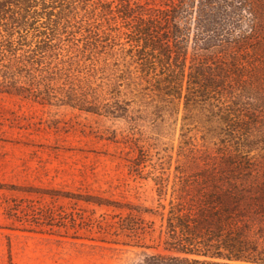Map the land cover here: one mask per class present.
Instances as JSON below:
<instances>
[{
    "label": "trees",
    "instance_id": "1",
    "mask_svg": "<svg viewBox=\"0 0 264 264\" xmlns=\"http://www.w3.org/2000/svg\"><path fill=\"white\" fill-rule=\"evenodd\" d=\"M119 49L160 101L210 111L227 161L254 164L251 153L264 152V0H0V92L122 117L125 71L113 69L109 82L97 76L120 64ZM213 186L197 200L171 199L168 211L162 205L174 254L154 264H264L254 218L264 215V196L248 201ZM131 220L122 228L137 232Z\"/></svg>",
    "mask_w": 264,
    "mask_h": 264
},
{
    "label": "rangeland",
    "instance_id": "2",
    "mask_svg": "<svg viewBox=\"0 0 264 264\" xmlns=\"http://www.w3.org/2000/svg\"><path fill=\"white\" fill-rule=\"evenodd\" d=\"M123 53L97 73L109 82L125 71L122 117L0 92V264L161 263L174 254L161 215L171 199L197 200L216 182L248 201L264 196V152L251 153L254 164L227 161L210 111L160 101ZM129 216L137 232L122 228ZM254 216L264 229V215Z\"/></svg>",
    "mask_w": 264,
    "mask_h": 264
}]
</instances>
